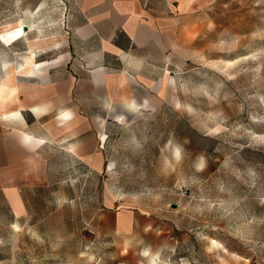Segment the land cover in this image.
<instances>
[{
    "label": "rangeland",
    "instance_id": "1",
    "mask_svg": "<svg viewBox=\"0 0 264 264\" xmlns=\"http://www.w3.org/2000/svg\"><path fill=\"white\" fill-rule=\"evenodd\" d=\"M37 1L0 0V32L32 31L21 55L0 37V76L62 20ZM197 21L148 109L109 121L102 170L55 155L13 226L0 190V264H264V0H212ZM102 209L139 229L94 233Z\"/></svg>",
    "mask_w": 264,
    "mask_h": 264
},
{
    "label": "crops",
    "instance_id": "2",
    "mask_svg": "<svg viewBox=\"0 0 264 264\" xmlns=\"http://www.w3.org/2000/svg\"><path fill=\"white\" fill-rule=\"evenodd\" d=\"M58 1L34 3L37 13L57 6L62 20L33 31V61L4 62L0 76V190L10 226L27 214L23 189L47 180L55 155L103 169L109 121L148 109L162 68L196 38L198 13L212 0ZM21 42L4 47L21 55ZM99 213L94 233L139 229L132 209Z\"/></svg>",
    "mask_w": 264,
    "mask_h": 264
},
{
    "label": "bare ground",
    "instance_id": "3",
    "mask_svg": "<svg viewBox=\"0 0 264 264\" xmlns=\"http://www.w3.org/2000/svg\"><path fill=\"white\" fill-rule=\"evenodd\" d=\"M24 26L21 23H19L17 26L15 27H11L8 29H5L3 31L0 32V37L3 38L6 41H12L14 39H16L17 37H19L20 35H23L26 33V30H24ZM28 27V26H26ZM27 62H32L33 61V55L32 54H28L25 57ZM6 77L8 78L9 75L6 74ZM3 87V84L0 82V91ZM0 99H1V93H0ZM122 117H119V120H121ZM146 253H148V251H146Z\"/></svg>",
    "mask_w": 264,
    "mask_h": 264
},
{
    "label": "water",
    "instance_id": "4",
    "mask_svg": "<svg viewBox=\"0 0 264 264\" xmlns=\"http://www.w3.org/2000/svg\"><path fill=\"white\" fill-rule=\"evenodd\" d=\"M24 29H26V26L24 27ZM172 207H174V205H172Z\"/></svg>",
    "mask_w": 264,
    "mask_h": 264
}]
</instances>
